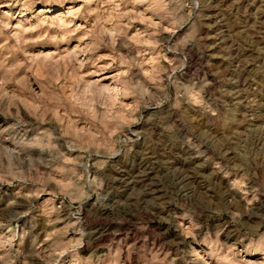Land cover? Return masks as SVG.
<instances>
[{"label": "rangeland", "instance_id": "rangeland-1", "mask_svg": "<svg viewBox=\"0 0 264 264\" xmlns=\"http://www.w3.org/2000/svg\"><path fill=\"white\" fill-rule=\"evenodd\" d=\"M0 264H264V0H0Z\"/></svg>", "mask_w": 264, "mask_h": 264}, {"label": "bare ground", "instance_id": "bare-ground-1", "mask_svg": "<svg viewBox=\"0 0 264 264\" xmlns=\"http://www.w3.org/2000/svg\"><path fill=\"white\" fill-rule=\"evenodd\" d=\"M125 183H126V182H125ZM125 183H124V184H125Z\"/></svg>", "mask_w": 264, "mask_h": 264}]
</instances>
